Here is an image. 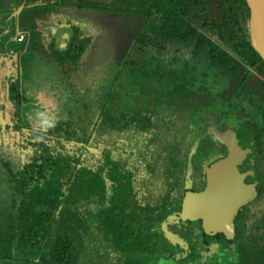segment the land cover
I'll return each instance as SVG.
<instances>
[{
    "label": "trees",
    "instance_id": "1",
    "mask_svg": "<svg viewBox=\"0 0 264 264\" xmlns=\"http://www.w3.org/2000/svg\"><path fill=\"white\" fill-rule=\"evenodd\" d=\"M71 1L0 0V55L19 54L25 66L24 71H20L18 66L3 67V61L9 57L0 60V70L11 75L3 81L5 88L0 91V99L5 97L12 112L18 107V115L24 95L19 86L33 77L35 70L44 71L35 66L37 63L52 64L56 68L51 71L53 77L61 84H68L80 69V58L88 41L75 36L68 41L66 49H59L56 37L66 25L59 24L58 27L50 20L54 14L64 12L62 6ZM73 1L79 2L84 9L104 11L114 6L116 13L145 16L137 40L141 42L144 58L142 62L136 60L131 76L147 82H143V86L150 95L157 94L152 86L157 74L178 81L185 73L174 71L170 61L158 63L152 58V46L157 38L163 46L166 42L177 40L194 50L205 51L211 64L233 67V70L245 74L244 81L248 79L252 67H256L261 73L259 84L264 82V60L250 42V8L246 0ZM21 5L26 6L19 15L15 14ZM209 5L219 6L222 14L220 22L212 23L211 27L206 19L212 16ZM188 11L190 17L183 18L182 13L188 14ZM61 16L65 17V14ZM17 28L28 35L21 42L24 43L22 49L12 46L16 42L11 40V36ZM43 33L46 40L50 39L46 42L47 47L42 41ZM209 33L220 35L224 44ZM61 63L68 64L67 70L58 69ZM165 85L170 87L168 82ZM131 86H134V81ZM136 88H129L131 92H120L117 88L115 92H110L109 97L96 102L89 109V114L80 115L90 116L81 128L71 121L61 120L45 134L43 143L34 138L33 118L30 120L31 127L23 123L28 116H21L15 129L10 127V139L17 141L12 158L20 166L16 169L10 167L11 160L6 157L9 150L3 151L0 147V176L3 173L6 176L4 180L0 178V264H100L102 260L97 261V258L106 256V249L100 242L107 236L112 238L117 252L124 256L121 264H137L138 260L147 264L155 254L161 257L165 253L171 254L160 245V239L154 245L149 242L150 238L142 239L145 231L136 228V217L126 212L127 197L132 194L130 176L124 175L118 151L114 150L112 143V135L120 134L126 123L123 107L131 101L136 102L135 99L146 107L147 102L153 101L158 113L168 108L170 103L167 99L158 101L155 97L152 100V97L137 96ZM7 94L11 95L8 99ZM162 94L164 96V92L159 96ZM24 98L28 100L25 95ZM211 109L213 107L208 108ZM129 120H139V111ZM93 134L100 139L107 134L111 139L98 142L97 148L89 147L85 142ZM86 147L94 150L97 156L84 157Z\"/></svg>",
    "mask_w": 264,
    "mask_h": 264
},
{
    "label": "flooded vegetation",
    "instance_id": "2",
    "mask_svg": "<svg viewBox=\"0 0 264 264\" xmlns=\"http://www.w3.org/2000/svg\"><path fill=\"white\" fill-rule=\"evenodd\" d=\"M71 2L62 6L64 12L54 14L50 20L58 27L59 24L66 25L57 37L69 31V40L76 36L88 41L78 71H98L101 67L99 71L109 74L105 82L109 90L105 89L107 95L102 100L117 88L125 92L135 86L137 96L170 101L168 108L164 106L166 109L158 113L153 101L147 102L146 107L135 99L136 102L131 101L123 107L126 123L120 133L119 159L132 186L126 212L136 217L135 227L145 231L142 239L150 238L151 245L160 239V245L171 252L162 257L155 254L147 264H264V87H261L264 82L259 84L260 71L252 67L244 81L245 74L233 67L211 64L205 51L194 50L177 40L163 46L157 38L153 40L152 58L158 63L170 61L174 71L185 73L178 81L157 74L152 81L157 94L150 95L143 86L147 82L131 76L136 60L142 62L144 58L141 42L137 40L145 16L116 13L114 6L104 11L84 9L79 2ZM209 8L212 16L206 19L211 27L212 23L220 22L222 14L219 6L209 5ZM188 14L182 13L183 18H189V11ZM127 19L141 24L132 38L123 40V33H92V26L113 23L115 26L117 21ZM16 30L11 40L25 41L27 33L26 38L19 41L20 33L25 32ZM209 35L224 44L220 35ZM6 57L9 58L3 61V67L18 66L24 71L19 54ZM6 57L0 55V60ZM40 63L35 66L47 71L56 69L52 64ZM57 67L67 70L68 64L61 63ZM133 81L134 86H131ZM167 82L170 87L165 85ZM161 92L167 97L159 96ZM5 102L0 104V116H12L7 100ZM209 107L213 109L208 110ZM18 109L7 121V128L15 129L20 124ZM137 111L139 120H129ZM61 120L55 119L56 126ZM239 125L249 128L244 129L241 139L230 145L228 140ZM10 137L3 139L0 146L3 151L9 150L6 157L12 161H9L10 167L16 169L20 166L13 159L17 141ZM240 141L243 143L237 150L240 160L236 165L248 169L246 176L250 186L244 190L248 197L239 203L231 199H226L225 204L217 203L208 192L210 171L224 165L231 155V148L238 146ZM0 178L6 179L5 174ZM100 244L106 249V256L97 258V261L102 260L100 264L123 262L124 256L117 252L111 237L107 236ZM137 264L143 262L138 260Z\"/></svg>",
    "mask_w": 264,
    "mask_h": 264
},
{
    "label": "rangeland",
    "instance_id": "3",
    "mask_svg": "<svg viewBox=\"0 0 264 264\" xmlns=\"http://www.w3.org/2000/svg\"><path fill=\"white\" fill-rule=\"evenodd\" d=\"M1 17H3V16H1ZM117 17L120 18L121 15H117ZM103 21H105V20L103 19ZM117 22H116L115 26H113V24H115V23H113L112 25L111 24L110 25L103 24V25H99V27L92 26L93 27L92 33L98 34V35L99 34L102 35V33H108V34L111 33L113 35L123 33L122 36L125 37L123 40H125L126 38H128V39L132 38L131 35L133 33H136V31H138V29H139V26L141 25L138 21H134L132 19L130 21H129V19L121 21L122 23H127L126 25H123L120 22V20ZM100 24H102V23H100ZM112 26H113V28H110ZM119 28H121V29H119ZM70 37H71V34L69 31L65 32L64 35L59 37L58 42L63 44V48L67 47V43H68V40ZM12 46L14 49H22L24 47V43L16 42V44H14V45L12 44ZM135 54H136V52H135ZM119 59H120V57H119ZM100 68L101 67H99V69ZM99 69H97V70L99 71ZM98 71H92V73L86 72L84 75L85 79L87 77V73L90 76H89L88 81L80 82L81 87H78V88L74 87V89H73V88H70L68 85L63 84L64 91H62L60 89L58 90V98L60 99V97H61V101H59L56 108H54V111H53L54 119L68 120L69 122L70 121L72 122V119H73L74 120L73 123H76L77 128H81L82 124L85 123V119L88 116L86 117V116H78V115H82L85 112H86V114H89L88 109H91V106H92L91 103L98 102V101L102 100V98H104L107 95V92L109 90V88H106V83H105L107 78H108L107 76H109V74L104 73L102 71H99V72ZM28 74H29V72H28ZM105 89L107 90V92L105 91ZM85 103H88V105ZM93 109H95V107H93L92 110ZM11 117L12 116H0V122H1L0 125H2V129L0 130V140H1L0 144L2 143L3 139H7L12 134V131H11L12 128H7V126H8L7 121H10ZM79 117H82V118L79 119ZM79 120H81V121H79ZM88 134H90V132ZM101 140H103V139H101ZM90 141L91 140H89L85 143L89 147L90 146L95 147L94 144H97L100 141V138L98 140H95V141H93V140L91 142ZM120 144H122L121 140H120ZM116 146H117V148L114 147V150L118 151L119 145H116ZM118 152H120V150ZM118 152H117V157L120 158L119 157L120 154Z\"/></svg>",
    "mask_w": 264,
    "mask_h": 264
},
{
    "label": "water",
    "instance_id": "4",
    "mask_svg": "<svg viewBox=\"0 0 264 264\" xmlns=\"http://www.w3.org/2000/svg\"><path fill=\"white\" fill-rule=\"evenodd\" d=\"M246 1L250 8V42L264 60V0ZM24 7L25 5L18 7L15 14L19 15ZM248 128L246 125L235 127L228 143L230 145L235 144L238 138L241 139L244 136V129ZM242 143L240 141L238 146H234L233 149L231 148V155L224 165L215 167L210 171L208 192L212 197L211 199L216 200L217 203L225 204L226 199L235 200L239 203L240 201H244L245 197H248V193L244 191L245 188H249L250 186L246 176L248 169L245 170L243 167L236 165L238 159L240 160L237 150L242 147Z\"/></svg>",
    "mask_w": 264,
    "mask_h": 264
},
{
    "label": "crops",
    "instance_id": "5",
    "mask_svg": "<svg viewBox=\"0 0 264 264\" xmlns=\"http://www.w3.org/2000/svg\"><path fill=\"white\" fill-rule=\"evenodd\" d=\"M17 35H19V33ZM56 40H57V46H59V49H65L66 48V47L63 48V44H61L60 42H58L59 41V38L58 37L56 38ZM42 41H43L44 47H47L48 46V43H46V42L50 41V39L46 40V38L44 37V34H43ZM52 72H54V71H52ZM52 72L51 71H47V70H44V71H42V70L36 71L35 70V72L33 73L34 74L33 77H31L30 79H28V81L27 80L24 81L23 84H21L19 86V90H22L21 92L28 99V100H26L24 98V95H23L22 101H21L22 104L20 106L21 112H20L19 115H17V116H29L27 120L25 119L23 121V123L25 125H27L28 123H30L31 122L30 120H32V118L34 116L35 105L37 104V97L38 96L45 103H47V102L50 101L52 103V105L54 106V108H56L58 102L61 101V99L58 98V90L59 89L63 90V87L64 86H63V84H61V81H58L59 79L57 80V78L53 77ZM86 72H88V71H78L77 73L74 74V76L72 77V79H70L69 80V83L66 84V85H68L70 88H74V87H77L78 88V87H81L80 86V82H86L89 79V76L90 75L88 73H87L86 79L84 77V75H85ZM10 76H11L10 75V72L7 74L5 71H1L0 70V91L5 88V86H3V81L4 80H8ZM61 78H62V76L60 75V79ZM31 79L33 80V82H32ZM63 82H65V80ZM65 83H67V82H65ZM6 87L9 88L10 87L9 84H7ZM9 94H7V99L11 97V95H9ZM95 103L96 102H93V103H91V105L93 106ZM0 104H6L5 97H3V98L0 99ZM85 104L88 105V103H85ZM88 111H89V109H88ZM84 114H86V113H84ZM12 116H15V112L14 111L12 112ZM78 116H80V115H78ZM73 121L74 120L72 119V122ZM30 127H31V123H30ZM27 137L28 136H25L24 138H27ZM119 138H120V134H118V133L112 135V143L114 144L113 147L116 148V145H119V147H120V145H121L120 144V140L121 139H119ZM17 139H19V138H17ZM98 139H99V137H97L96 134H93L89 140L95 141V140H98ZM102 139L103 140H108V139H111V137L109 135L105 134L102 137ZM87 140H88V137H87ZM101 141L102 140L100 139L99 142H101ZM94 146L96 147L97 144H94ZM86 149L87 150H85L86 152L84 153V157H87L88 156V157L95 158L97 156L96 154H94V150L92 151V149H89L87 147H86ZM92 153L94 155H91ZM78 155H80V154H78ZM92 163L93 162H91V165H92Z\"/></svg>",
    "mask_w": 264,
    "mask_h": 264
},
{
    "label": "clouds",
    "instance_id": "6",
    "mask_svg": "<svg viewBox=\"0 0 264 264\" xmlns=\"http://www.w3.org/2000/svg\"><path fill=\"white\" fill-rule=\"evenodd\" d=\"M54 106L49 101L45 103L39 96L32 121V130L34 138L38 143L45 142V134L56 126V121L53 117Z\"/></svg>",
    "mask_w": 264,
    "mask_h": 264
},
{
    "label": "built area",
    "instance_id": "7",
    "mask_svg": "<svg viewBox=\"0 0 264 264\" xmlns=\"http://www.w3.org/2000/svg\"><path fill=\"white\" fill-rule=\"evenodd\" d=\"M26 38V33H20L18 40L23 41Z\"/></svg>",
    "mask_w": 264,
    "mask_h": 264
}]
</instances>
